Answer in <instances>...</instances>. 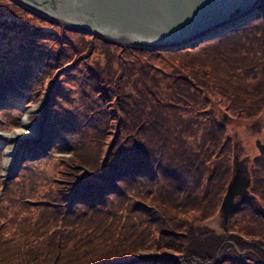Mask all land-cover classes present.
I'll list each match as a JSON object with an SVG mask.
<instances>
[{"label": "trees", "instance_id": "1", "mask_svg": "<svg viewBox=\"0 0 264 264\" xmlns=\"http://www.w3.org/2000/svg\"><path fill=\"white\" fill-rule=\"evenodd\" d=\"M257 8L193 47L160 49L0 0V127L18 123L10 102L42 101L52 134L0 175V264H264V155L226 232L216 215L233 151L217 109L264 141Z\"/></svg>", "mask_w": 264, "mask_h": 264}, {"label": "water", "instance_id": "2", "mask_svg": "<svg viewBox=\"0 0 264 264\" xmlns=\"http://www.w3.org/2000/svg\"><path fill=\"white\" fill-rule=\"evenodd\" d=\"M14 1L50 19L110 40L174 49L194 46L247 22L257 12L255 5L260 0ZM225 117L224 113L222 122ZM254 144L264 155V142L256 139ZM249 184L247 166L233 155L231 175L219 207L224 231L234 198L251 196Z\"/></svg>", "mask_w": 264, "mask_h": 264}, {"label": "rangeland", "instance_id": "3", "mask_svg": "<svg viewBox=\"0 0 264 264\" xmlns=\"http://www.w3.org/2000/svg\"><path fill=\"white\" fill-rule=\"evenodd\" d=\"M257 5H255V6H257ZM257 9H259V8H257ZM30 10H32V9H30ZM32 11H34V10H32ZM258 11L259 10H257V12ZM34 12H36V11H34ZM257 12L255 13V15L257 14ZM36 13H38V12H36ZM38 14H40V13H38ZM40 15L48 18L47 16H45L43 14H40ZM48 19H50V18H48ZM50 20H53V19H50ZM53 21H55V20H53ZM55 22H58V21H55ZM59 23H61V22H59ZM61 24H63V23H61ZM68 26H70V25H68ZM71 27H73V26H71ZM74 28H76V27H74ZM77 29H79V28H77ZM116 42H118V41H116ZM119 43H122V42H119ZM187 47H193V46H187ZM179 48H181V47H179ZM46 96H47V98H50V96L48 95V93H47ZM19 101L20 100H17L16 99V100L10 102L8 105H6L4 107V108H7V110H9V113H8L9 116H16V115H18L19 117H18V123H17V125L10 126V127H6V126L0 127V141H3L4 142V144L2 145L3 148L1 149V160H0V175L1 176L2 175H6V174L16 175L18 173L19 167H20V161H21L20 160V156L22 154H24V155H28L29 154V153H27V146L28 145L32 146V145H34L35 143H37L39 141H43V142L47 143L49 146L51 145L50 141H51L52 134L50 133L49 127L47 126L46 122L43 120L44 114L47 113V112L48 113L50 112V105L45 104V102H42V101H36L34 103H31L30 106H28L24 111H22V109H21L22 102H20V104H18ZM35 105H39V107L41 108V111L39 112V115L37 113H31L30 114V112H29L30 109H31V107L32 106H35ZM224 112L225 111H221V110H218V109L216 111L217 118L220 119V121H221V118H222ZM5 116H7V114ZM26 117L30 121H33L34 123L40 124L43 133L36 140L25 141V142L18 143L17 144V154H15V156H13L10 159V163L5 166L3 164V160H4V150L6 148V144H7V141H8V138L6 137V134L11 133V132L15 131L16 129H18L20 127V125H21V122L24 119H26ZM39 118H40V121L38 120ZM222 123L225 124L226 129H227V131H228V133H229V135L231 137L232 148H233L232 157H231L230 175H231V169H232V158H233V155H235L236 160H238V161L241 160L247 166L248 171H249L250 170L249 168H250V163H251L252 157L256 154V152H259L257 150L255 144H254L255 140L256 139H259V138L257 136L253 138L252 135H248L250 133L242 131L241 123L239 124V121L238 122L235 121L232 117H229V115H227V114H226V117L224 118V121ZM0 144H1V142H0ZM249 177H250V171H249ZM229 178H230V176H229ZM250 180H251V177H250ZM250 183H251V181H250ZM221 200H222V198H221ZM220 203H221V201H220ZM220 203L218 205L216 215L218 213H220L219 212ZM214 219H215V217H213V218L211 217V219H209V220L206 221L207 224L210 225V226H212V223H213ZM221 228H222V226H221ZM222 231H224V230L222 229ZM226 231H224V232H226ZM139 256H140V254H137L136 255V257H139Z\"/></svg>", "mask_w": 264, "mask_h": 264}, {"label": "bare ground", "instance_id": "4", "mask_svg": "<svg viewBox=\"0 0 264 264\" xmlns=\"http://www.w3.org/2000/svg\"><path fill=\"white\" fill-rule=\"evenodd\" d=\"M255 7V6H254ZM257 6L255 7V9ZM217 28H220L217 27ZM216 28V29H217ZM41 111V108L39 105L32 106L30 109L31 113H37L39 115V112ZM40 121V118L38 119ZM43 131L38 123H34L33 121H30L27 117L21 122V125L18 129L15 131L6 134V137L8 138L6 148L4 150V160L3 164L6 166L10 163V159L17 154V144L20 142L25 141H32L36 140L42 135Z\"/></svg>", "mask_w": 264, "mask_h": 264}]
</instances>
